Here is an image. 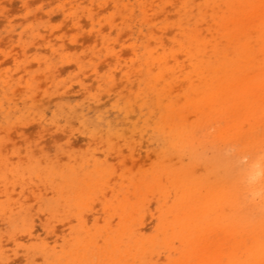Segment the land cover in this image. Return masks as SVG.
<instances>
[{
  "label": "rangeland",
  "instance_id": "374dc122",
  "mask_svg": "<svg viewBox=\"0 0 264 264\" xmlns=\"http://www.w3.org/2000/svg\"><path fill=\"white\" fill-rule=\"evenodd\" d=\"M0 264H264V0H0Z\"/></svg>",
  "mask_w": 264,
  "mask_h": 264
}]
</instances>
